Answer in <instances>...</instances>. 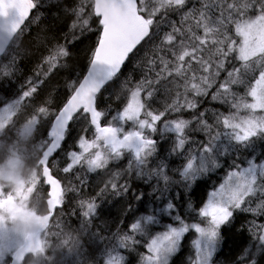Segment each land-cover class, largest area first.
Returning <instances> with one entry per match:
<instances>
[{"label": "snow or ice", "instance_id": "1", "mask_svg": "<svg viewBox=\"0 0 264 264\" xmlns=\"http://www.w3.org/2000/svg\"><path fill=\"white\" fill-rule=\"evenodd\" d=\"M37 4L38 0H3L0 5V54H5L10 45L20 38L22 26ZM187 5L188 0H156L155 4L152 0H94L93 11L100 18L98 39L85 73L68 84L65 101L52 113L48 139L44 140L45 167L58 184L61 181L50 171L49 158L62 147L66 138L72 136L78 121L91 126L94 133L91 139L84 135L78 137L79 151L69 153L70 163L63 167L64 173H71L77 165L86 166L89 172H96L106 168L110 161H119L128 154L129 169L134 167L137 175L142 176L145 175L149 158L157 152V140L153 136L166 112L192 111L194 116L191 120H167L159 130L161 135H174L172 152L185 151L189 143L187 130H199L207 134L206 143L187 151L186 163L180 172L187 189L202 175L220 167V155L229 151L239 152L241 149H248L254 155L257 143L264 142V0H201L199 8H186ZM162 10L165 14L168 10L184 11L180 26L174 21L170 22V31H165L161 36L160 24L164 20H157L156 17ZM249 11L251 15H248ZM79 12H83L82 6ZM83 24L87 25L88 20L85 19ZM230 26H234V34L239 37V41L230 33ZM152 37H160L159 44L155 46L157 54L148 62L149 72H154L155 77L146 76L138 82L130 90L122 111L102 124L106 111L101 110L98 101L115 87L130 54L137 50L145 38L151 40ZM69 56L70 52L65 46H57L45 58L48 68L44 75L47 76L58 66L64 67L60 61ZM229 57L238 60L240 67L233 66L227 78L217 84L225 64L231 63ZM14 60L0 67V81L9 86ZM162 81L166 83L162 84ZM171 84H175L177 89L182 87L183 92L177 91L175 99L164 111L151 109L147 100ZM233 85H244L245 95L235 92ZM214 86L216 92L212 99L230 104L235 111L227 115L216 114L215 124H210L204 118V112L195 113L199 104L196 97L207 96L209 89ZM37 91V84L29 81V87L18 99L0 105V114L10 113ZM49 115V107L40 106L32 114L33 123L41 116L46 118ZM129 122L130 127L126 128ZM193 123L196 128L190 129ZM30 131V128L26 129V132ZM83 131L87 132L88 127ZM164 168L165 165L160 164L147 174L157 176L167 185L169 177ZM109 187L117 194L128 191L126 184H118L115 179L104 185V189ZM257 193L264 195V162L258 164L252 158L246 167L235 164L234 170L227 172L218 188L208 193L206 202L197 212L200 221L188 223L175 214L173 219L178 222V226L168 224L165 231L150 238L146 245L148 254L142 256L141 264H170V258L179 251L181 241L189 231L197 234V238L192 241L196 253L194 264H212V257L218 247L222 242L227 243L224 235L230 229L234 211L256 212L264 209V202L257 209L242 207L246 198ZM81 207L84 208L83 203ZM188 207L192 209L191 203ZM174 210V204L168 202L165 211L172 214ZM97 212L98 205L88 202L83 214L92 216ZM155 223L157 220L154 215H146L132 223L130 228L133 233L143 236L148 226ZM258 239L264 245V233ZM130 242L139 243L127 234L119 236L117 244L107 253L106 264H126L124 255L118 249L128 248Z\"/></svg>", "mask_w": 264, "mask_h": 264}, {"label": "trees", "instance_id": "2", "mask_svg": "<svg viewBox=\"0 0 264 264\" xmlns=\"http://www.w3.org/2000/svg\"><path fill=\"white\" fill-rule=\"evenodd\" d=\"M152 3L155 4L156 0H152ZM93 4V0H38L37 7L24 25L20 38L10 45L0 60L2 67L15 58L12 64L11 86L0 81V105L18 99L29 87V81L38 86V91L33 97L25 99L14 108V115L22 120L15 131L30 128L35 135L39 128L38 133H43L44 137L39 151L33 153V166L36 172L40 171L36 193L33 194L36 199L32 196L29 200V211L34 214H47L48 188L42 179L38 162L46 146L44 140L48 139L47 131L52 113L65 101L69 91L68 84L85 73L91 51L98 39L100 25L99 18L94 14ZM81 6L82 13L79 12ZM192 6L199 8L201 0H188L186 8ZM183 11L168 10L165 14L162 10L156 17L157 20H164L160 24L161 36L165 31H170V22L174 21L180 26ZM251 14L252 12L249 11L248 15ZM85 19L88 20L87 25L83 24ZM230 33L239 41V37H235L234 26H230ZM159 40L160 37H152L151 40L147 38L125 63L115 87L109 89L98 101L101 110L106 111L102 124L122 111L130 90L134 89L138 82L146 76L155 77L154 72H149L148 62L157 54L155 46L159 44ZM60 45L69 50L70 56L60 61V64L65 65L64 67L58 66L45 76L44 72L48 68L45 58ZM229 60L231 63L225 64L217 84L227 78V73L232 71L233 66L240 67L238 60L232 57H229ZM250 77L251 74L248 78ZM156 87L160 88L159 85ZM232 87L239 95H245L244 85ZM177 91L182 93L183 88L177 89L175 84L168 85L166 89L161 88L154 93L152 99L147 100V105L155 111H164L175 99ZM215 92L216 86L209 89L207 96L196 97L199 104L195 113L204 112V118L210 124H215L216 114L227 115L235 111L230 104L213 100L212 95ZM48 101L51 103H47ZM40 106L49 107L50 115L46 118L41 116L36 123H33L32 114ZM193 116L194 113L189 110L166 112L157 125V133L153 136L157 140V152L149 158L148 167L144 170L145 175L142 176L137 175L134 167L129 169L128 154L119 161H110L106 168L98 169L96 172H89L86 166L77 165L71 173H64L63 167L70 163L69 153L73 150L79 151L78 137L84 135L91 139L94 133V129L85 122H76L72 136L66 138L62 147L49 162L50 171L61 181L60 207L55 211L49 226L41 236L43 243L41 251L30 255L23 264H106L107 253L117 244L118 237L124 234L132 236L139 243L130 242L128 248L118 251L124 255L126 264H141L142 256L148 254L147 242L165 229L169 222L175 224L176 221L173 219L175 214H179L188 223L200 221L197 212L206 202L208 193L218 187L227 172L234 169L235 164L246 167L251 158H254L258 164L264 162V142L257 143L254 155L248 149H241L239 152L229 151L218 157L220 167L202 175L190 189L185 188L180 172L186 163L187 151L193 144L197 148L199 144L206 143L207 134L199 130H187L189 143L186 144L185 151L172 152L174 135L171 133L161 135L159 130L162 129L164 121L177 118L191 120ZM85 127H88L87 132L83 131ZM125 127H130V122ZM195 128V123L190 125V129ZM220 130L223 131L222 127ZM160 164L165 165L164 172L169 177L167 185L157 176L147 174L149 170L156 169ZM113 179L118 184H126L128 191L117 194L110 187L104 189V185ZM88 202H95L98 205L96 215L83 214ZM168 202L175 206L172 214L165 211ZM262 202L264 195L257 193L246 198L242 207L257 209ZM82 203L84 208L81 207ZM189 203L192 209L188 207ZM146 215H154L157 223L149 225L147 233L143 236L133 233L131 224ZM262 233H264V209H258L256 212L235 210L230 229L224 235L227 243L222 242L218 247L212 264H252L253 261L255 264H264V245L258 239ZM191 235L193 233L188 232L184 236L179 251L172 257L171 264L192 263L194 247L193 240H190Z\"/></svg>", "mask_w": 264, "mask_h": 264}, {"label": "rangeland", "instance_id": "3", "mask_svg": "<svg viewBox=\"0 0 264 264\" xmlns=\"http://www.w3.org/2000/svg\"><path fill=\"white\" fill-rule=\"evenodd\" d=\"M21 121L14 115V110L10 113L0 114V264H7L13 251L24 240L28 228L27 221L14 217L8 212V201L13 202L16 208L19 203V205L29 209L28 202L36 193L37 178L40 179V171L36 172L33 166V153L39 151L44 138L43 133H38L39 128H37L35 135H33L32 130L30 132H26V129L15 131L16 126ZM191 149H196L195 144ZM33 198L36 199L35 196ZM168 224L172 223L169 222ZM172 225L178 226V222L176 221ZM165 230L166 228L161 232ZM189 232L193 233L190 240L197 238L194 231ZM195 258L194 249L191 264H194Z\"/></svg>", "mask_w": 264, "mask_h": 264}, {"label": "water", "instance_id": "4", "mask_svg": "<svg viewBox=\"0 0 264 264\" xmlns=\"http://www.w3.org/2000/svg\"><path fill=\"white\" fill-rule=\"evenodd\" d=\"M2 4H3V0H0V5H2ZM33 11H34V9L32 10V13H33ZM32 13L29 15L28 20L30 19ZM28 20L25 21V24ZM22 27H24V26H22ZM146 39L147 38H145V40ZM143 42L144 41H142L141 44ZM140 46L141 45H138L137 49ZM135 51L136 50H134V52ZM132 54H130V56ZM3 55L4 54H0V59L2 58ZM49 131H50V127H49L47 133ZM63 143L64 142H62V144ZM58 150H57V152H58ZM44 152H45V149L41 153V157L39 159L38 165L41 167L42 179L48 188V198L46 201L47 214L35 216L34 214H29V213H27L25 211H21V210L17 212L18 216H20L22 219H24L25 222L26 221L28 222V229H27V233H26L24 240L19 245V247L11 254L7 264H23L24 261L30 255L36 254V253L41 251L42 246H43V243L41 240V234L44 231H46L47 227L49 226L50 221L52 220V218L55 214V211L60 206L59 205V197H60V194L62 191L61 183L58 184L55 180H53L52 175L49 174V169L45 167ZM56 153H54L53 156H51L49 158V162H50L51 158L54 157V155H56Z\"/></svg>", "mask_w": 264, "mask_h": 264}, {"label": "flooded vegetation", "instance_id": "5", "mask_svg": "<svg viewBox=\"0 0 264 264\" xmlns=\"http://www.w3.org/2000/svg\"><path fill=\"white\" fill-rule=\"evenodd\" d=\"M8 204H12L11 205V211L14 213V214H17V212L18 211H24V210H28V209H26L23 205H19V203H18V207L16 208V206L13 204V203H11V201H8ZM28 206H29V202H28Z\"/></svg>", "mask_w": 264, "mask_h": 264}, {"label": "bare ground", "instance_id": "6", "mask_svg": "<svg viewBox=\"0 0 264 264\" xmlns=\"http://www.w3.org/2000/svg\"><path fill=\"white\" fill-rule=\"evenodd\" d=\"M200 145V144H199ZM217 182V181H216ZM51 222V221H50ZM50 224V223H49Z\"/></svg>", "mask_w": 264, "mask_h": 264}]
</instances>
